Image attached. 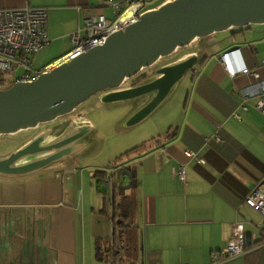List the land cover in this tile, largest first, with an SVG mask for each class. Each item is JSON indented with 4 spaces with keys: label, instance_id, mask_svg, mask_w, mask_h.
I'll list each match as a JSON object with an SVG mask.
<instances>
[{
    "label": "crops",
    "instance_id": "0c3cea01",
    "mask_svg": "<svg viewBox=\"0 0 264 264\" xmlns=\"http://www.w3.org/2000/svg\"><path fill=\"white\" fill-rule=\"evenodd\" d=\"M123 1L0 0V10H47L48 43L31 58L33 67L39 69L70 52V36L83 27L87 16L112 19L114 5ZM169 1L146 0V8L153 10ZM212 37L196 39L166 58L170 61L156 65L199 56V64L139 125H125L139 106L131 103L128 108V102L103 105L95 97V105L107 111L128 108L111 129L120 145L118 152L109 149L110 154L96 164L76 161L82 152L92 149L100 154L103 148L93 149L96 128L76 108L44 130L69 123L72 128L90 126V132L78 142L79 150L51 170L0 176V218L6 213L11 224L17 219L26 221V227L41 239L44 251H39L35 264H118V252L122 257L119 264H210L211 254L226 247L236 223L243 225L246 252L223 264H264V246L253 247L251 239L264 221L244 204L256 186H264V116L255 107L257 99L242 102L240 93L251 78L230 77L219 59L226 50L238 46L245 64L260 72L264 38L247 46L234 40L207 55L205 48ZM113 146L115 143L109 144V148ZM109 166L113 173L108 175V189L101 193L94 173ZM180 168L183 181L177 175ZM48 171L63 175L65 182L44 184L37 195L26 191L21 202L13 199L15 183L26 182L33 189L31 180ZM260 238L258 241L263 240ZM104 251L108 252L107 260ZM22 264L29 263L24 259Z\"/></svg>",
    "mask_w": 264,
    "mask_h": 264
},
{
    "label": "water",
    "instance_id": "95a60500",
    "mask_svg": "<svg viewBox=\"0 0 264 264\" xmlns=\"http://www.w3.org/2000/svg\"><path fill=\"white\" fill-rule=\"evenodd\" d=\"M252 25H264V0L166 2L111 34L101 46L73 60L54 64L48 73L32 82L15 83L0 90V136L69 116L94 96L103 105L128 102L130 107L131 103L147 98L125 123L128 128L134 127L150 117L199 64L198 54L157 67L161 60L196 39ZM235 48L240 49H230ZM152 68V76L142 79L145 70ZM127 82L128 87L123 88ZM90 130V126L72 128L69 123L51 140L50 130L37 134L0 158V176L19 177L46 169L79 150L78 142ZM104 185L108 189L107 180ZM25 222L17 220L11 228L6 217L0 218V264H22L24 259L35 264L39 260V251H44L41 239Z\"/></svg>",
    "mask_w": 264,
    "mask_h": 264
},
{
    "label": "built area",
    "instance_id": "2783aa9c",
    "mask_svg": "<svg viewBox=\"0 0 264 264\" xmlns=\"http://www.w3.org/2000/svg\"><path fill=\"white\" fill-rule=\"evenodd\" d=\"M147 11L149 9L146 8V0H124L114 5L112 19H106L103 15L87 16L83 27L70 36L72 46L70 52L63 59L37 69L33 67L31 58L48 43L47 10L27 7L0 10V73L4 75L0 78V90H5L15 83L32 82L41 74L48 73L54 64L73 60L90 49L101 46L111 34L137 22L139 16ZM219 59L230 77L243 75L251 78L247 87L240 93L242 102L257 99L255 107L264 116V58L259 61L261 73L245 64L240 49L226 50ZM16 70H21V73L16 75L14 73ZM187 153L189 157L195 158L192 152ZM195 159L203 163L202 160ZM177 175L183 181L182 168L178 170ZM244 204L260 214L264 221V186H256ZM259 235L263 240L258 241ZM251 239L253 247L264 246V224L257 228ZM245 252L243 225L236 223L226 247L211 254L210 264H223Z\"/></svg>",
    "mask_w": 264,
    "mask_h": 264
},
{
    "label": "rangeland",
    "instance_id": "374dc122",
    "mask_svg": "<svg viewBox=\"0 0 264 264\" xmlns=\"http://www.w3.org/2000/svg\"><path fill=\"white\" fill-rule=\"evenodd\" d=\"M260 26L261 25H252V26H249L250 27L249 29L244 28L242 30L238 29L234 31H229V32L226 31L222 33L213 34V37L211 39V44L208 48H205L204 53L207 55H210L213 52H215L217 48L227 47V45L230 44L231 42L233 43L234 40H236L237 42L245 46L249 45L250 43L254 44V41L256 39L264 38V27H260ZM177 55H181V53L179 52ZM170 60H171L170 58L163 59L160 63H158V65L164 64ZM37 62L39 61L36 60L35 63L37 64ZM36 66H38V64ZM14 73L16 75H19L21 73V70H16ZM188 74H186L185 76H187ZM128 85L129 83L127 82L124 86H128ZM95 100H96L95 96L91 97L84 103L77 106L76 108H78L77 109L78 113H80L84 117H87L91 122H93V125L96 128L97 133L94 137V140H95L94 142L96 145L94 146L93 149L95 150V148L97 147L101 148L102 146L103 148L102 150L100 149L101 150L100 154L99 152L93 151L92 149L88 150L87 152H82L79 155V157L76 158V161H81L82 164H87V163L96 164L97 162L101 160V158H106V156L110 154L111 151L109 149L116 148V151L118 152V149H120V145L116 143L117 139L113 135V134H116V132L112 133L113 131H111V129L113 130L114 121H116L122 115V112L130 108V106H127L128 108H120V109L116 108L111 111H107L104 109L103 106L99 107L98 105H95ZM146 100L147 98L144 97V98H141L135 101L134 104L137 106H141L146 102ZM63 119L64 118H59L58 120L53 121L51 123L40 125L38 129L26 130V131L18 132L17 134H14V135L0 136V158H4L8 156L12 152L22 147L24 144H26V142L34 138L38 134V132L57 124L59 121ZM65 127L66 125H61L58 128L53 129L48 139L51 140L55 136H58V134H60V132ZM111 135L113 137H111ZM111 143H115V146L109 148V144ZM93 153H95V155H93ZM61 161L62 160H60L59 162ZM59 162L47 167L46 170L53 169V167H56V165ZM115 162L116 161H114V163ZM84 177H86V174ZM54 180H58L61 183L65 182L63 175L61 176L59 175V173H54L53 171H48V174L46 172L44 174L34 177L31 180V183H29L30 181H28L29 184H32L33 189H30V187H27V185L25 184L26 182L24 183L17 182L15 183V187L12 190L13 199H18V201L21 202V198L23 197V195H25L26 191L28 192L33 191V195L34 194L37 195L39 194V192H42V186L44 184L49 185ZM2 181H3V177H0V191L3 188L1 186ZM4 189L8 190L9 192V188L5 187ZM107 200L109 201V197L107 198ZM107 209L109 210V206H107ZM45 211H49V210H45ZM109 214H111L110 211H109ZM119 223L120 221L117 220L116 224L118 225ZM119 233L120 231H118V234ZM106 254L108 255V252L104 251V258L107 260L108 256H106Z\"/></svg>",
    "mask_w": 264,
    "mask_h": 264
},
{
    "label": "trees",
    "instance_id": "16d2710c",
    "mask_svg": "<svg viewBox=\"0 0 264 264\" xmlns=\"http://www.w3.org/2000/svg\"><path fill=\"white\" fill-rule=\"evenodd\" d=\"M247 29V28H246ZM152 71L153 70H151V69H149V70H145V74H144V77L142 78V79H146V78H149V77H151L152 76ZM147 72V73H146ZM151 73V74H150ZM4 75L3 74H1L0 73V78H2ZM107 169H111V166H109V167H107V168H104V169H100V170H98V171H96L95 173H94V177H95V179H96V186H97V189H98V191H100L101 193L104 191V190H106L104 187V184H103V181L104 180H109V177L111 176H109L108 177V175L110 174V173H113L112 172V169L110 170V172H109V170H107ZM104 194V193H103ZM121 221L123 222V224H124V222L126 221V217H125V215H123L122 217H121ZM119 247H117V249H118ZM115 254V253H114ZM121 259V261H122V257L120 256V252H118V254H117V256H116V260H117V263H118V261Z\"/></svg>",
    "mask_w": 264,
    "mask_h": 264
},
{
    "label": "flooded vegetation",
    "instance_id": "af4514ba",
    "mask_svg": "<svg viewBox=\"0 0 264 264\" xmlns=\"http://www.w3.org/2000/svg\"><path fill=\"white\" fill-rule=\"evenodd\" d=\"M45 131V130H44ZM44 131H40L39 133H41V132H44ZM84 138H82L81 140H83ZM80 142V141H79ZM27 160H29V159H27ZM2 217H6V219L8 220V222L10 223V221H11V218H9V216H8V214H3L2 215ZM18 220V219H17ZM17 220H13L14 222L12 223L13 224V226H12V224L10 223V225L12 226L11 228H13L15 225H16V223H17ZM23 221V220H22ZM16 222V223H15Z\"/></svg>",
    "mask_w": 264,
    "mask_h": 264
}]
</instances>
